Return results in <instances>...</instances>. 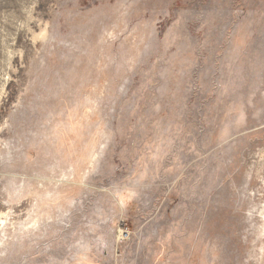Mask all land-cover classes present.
I'll return each mask as SVG.
<instances>
[{"label":"rangeland","instance_id":"1","mask_svg":"<svg viewBox=\"0 0 264 264\" xmlns=\"http://www.w3.org/2000/svg\"><path fill=\"white\" fill-rule=\"evenodd\" d=\"M0 264H264V0H0Z\"/></svg>","mask_w":264,"mask_h":264}]
</instances>
